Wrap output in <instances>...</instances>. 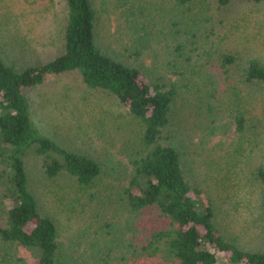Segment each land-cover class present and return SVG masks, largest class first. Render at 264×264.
Returning a JSON list of instances; mask_svg holds the SVG:
<instances>
[{
  "label": "trees",
  "instance_id": "1",
  "mask_svg": "<svg viewBox=\"0 0 264 264\" xmlns=\"http://www.w3.org/2000/svg\"><path fill=\"white\" fill-rule=\"evenodd\" d=\"M69 78L87 149L31 118ZM222 260L264 264V0H0V264Z\"/></svg>",
  "mask_w": 264,
  "mask_h": 264
},
{
  "label": "rangeland",
  "instance_id": "2",
  "mask_svg": "<svg viewBox=\"0 0 264 264\" xmlns=\"http://www.w3.org/2000/svg\"><path fill=\"white\" fill-rule=\"evenodd\" d=\"M19 2V4L22 2V0H16ZM23 4V3H22ZM236 10H232L231 14L235 15ZM245 47V46H244ZM248 53V52H247ZM255 55L252 53V56ZM150 61V60H149ZM147 61V64L149 65L150 62ZM74 82L71 78L66 80H60V81H54L50 83L48 88L43 92L45 94H41V92L37 93H31L29 95V106H30V113L31 118L34 124L40 128L41 131L47 132L49 135H51L54 140H57V142H60L64 146L68 147H77V148H83L87 149L88 147L85 145H80V141L77 142L76 136L81 138L82 134H75L76 129L75 126H77L78 123L73 119L75 116L80 114L77 112V107L75 106V103L73 104L72 100H65V91L69 89L67 88V85L69 87L73 86ZM67 91V92H68ZM72 95L76 96L78 95V92H74L72 88ZM60 95V97H59ZM65 98V99H64ZM85 111H80L82 118L86 116ZM77 120V119H76ZM69 133L70 137L68 138L67 134ZM234 138V132L232 131L229 136L227 137H217L215 138L212 144L218 143L219 141H228V144H230L231 139ZM82 140V138H81ZM80 145V147L78 146ZM95 147H98V149L102 148L103 144L98 143V145H94ZM30 170L32 173V183L34 190L37 192H41V186L39 185L38 181V174L39 170L37 169L36 163L32 162L30 165ZM37 171V173H36ZM27 260H33L29 255L26 256ZM222 264H228L225 260H222Z\"/></svg>",
  "mask_w": 264,
  "mask_h": 264
}]
</instances>
